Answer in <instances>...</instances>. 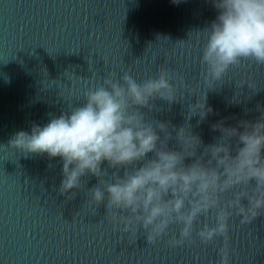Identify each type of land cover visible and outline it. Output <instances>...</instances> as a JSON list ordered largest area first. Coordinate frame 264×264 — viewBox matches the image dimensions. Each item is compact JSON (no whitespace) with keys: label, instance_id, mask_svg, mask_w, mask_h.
<instances>
[{"label":"water","instance_id":"1","mask_svg":"<svg viewBox=\"0 0 264 264\" xmlns=\"http://www.w3.org/2000/svg\"><path fill=\"white\" fill-rule=\"evenodd\" d=\"M216 16L212 0H0V264H222L224 238L204 243L197 234L203 223L214 225L215 210L200 218L191 242L171 245L180 227L172 225L149 244L143 229L124 231L107 202L92 199L114 169L102 180L86 174L81 187L62 193L60 157L9 144L18 131L82 105L104 78L141 82L162 68L176 97L150 100L152 111L141 109L146 120L187 123L205 145L220 135L212 128L220 121L255 122L264 112V66L242 62L213 90L204 82L199 31ZM206 91L212 112L199 123L198 114L188 119ZM169 146L178 148L174 139ZM240 219L233 213L228 222V264H264V212Z\"/></svg>","mask_w":264,"mask_h":264},{"label":"clouds","instance_id":"2","mask_svg":"<svg viewBox=\"0 0 264 264\" xmlns=\"http://www.w3.org/2000/svg\"><path fill=\"white\" fill-rule=\"evenodd\" d=\"M212 3L217 16L199 31L205 37L201 64L208 90L242 62L264 66V0ZM171 80L163 68L157 77L141 82L128 74L104 78L83 93L82 105L44 126L33 125L30 133L18 131L9 144L26 154L60 157L62 193L81 187L86 174L102 180L109 168L114 169L111 182L103 180V189H91L92 199L96 204L106 201L108 214L125 225L124 231L143 229L149 244L172 225L180 227L179 238L173 236L171 245L191 242L197 222L215 210L214 225L203 223L197 234L204 243L222 236V264H228L230 217L235 213L243 224L264 212V112L255 122L214 124L220 135L205 145L187 123L176 127L148 121L141 111H152L150 100L175 99ZM206 100L207 91L189 105L188 119L198 114L199 123L212 112ZM173 139L178 148L169 146ZM105 162L108 167L102 169ZM227 193L232 195L224 201Z\"/></svg>","mask_w":264,"mask_h":264}]
</instances>
